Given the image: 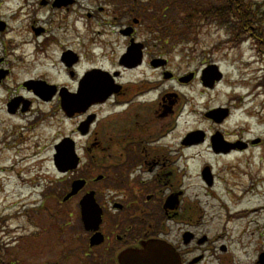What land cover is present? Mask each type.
I'll list each match as a JSON object with an SVG mask.
<instances>
[{
    "label": "rangeland",
    "instance_id": "1",
    "mask_svg": "<svg viewBox=\"0 0 264 264\" xmlns=\"http://www.w3.org/2000/svg\"><path fill=\"white\" fill-rule=\"evenodd\" d=\"M155 1L158 11L159 0H77L76 5L69 2L62 4L68 8L66 11L47 12L37 6L39 0H0V18L5 20L8 17L11 28L5 40L23 46L14 53L21 57L19 65L27 69L19 80L33 72H51L58 61L56 48H52L53 51L47 56L41 52L37 57L29 55L37 51L38 45L35 41L33 49L32 45L27 47L23 44L33 41V36L26 28L31 24V17L45 19V26L52 31L53 37L45 42L58 39L61 44L68 43L82 50L83 55L87 47L90 49L88 42L96 30L103 36L109 34L102 41V46L108 57L116 59L124 52L126 43L118 38L117 29L112 26L119 28L122 24L132 25L137 22V39L146 41L153 20L159 21L161 18L159 11H153L156 8L147 10L155 6ZM195 1L200 4L199 0ZM24 3L29 5L28 18L24 17ZM202 3L205 8L218 6V1L203 0ZM248 3L252 4V7H248L252 8L250 11L254 16V26L257 31H264V0H248L245 5ZM17 6L22 7L19 13L21 17L10 20L8 14L18 11ZM102 7L106 10L103 12L107 18L105 22L87 18L88 10ZM228 20L219 17L206 23L198 19L197 24L187 30H182L181 24L176 27L167 25L164 29L158 26L160 47L155 52L169 59L163 73L191 80L194 72H197L194 82L184 87L174 81H164L160 87L180 93L183 98L178 107L184 100L186 102L173 136L175 138L172 142L175 145L186 132L195 128H204L206 132L217 129L216 124L205 120L204 114L219 106L231 108L229 117L221 126L223 130L233 135L236 131V136L243 139L260 140L258 145L222 156L209 153L206 145L187 151L182 149L178 169L180 180L188 186V195L196 198L197 203L191 215L195 221L193 227L211 238L220 236L216 237L215 244H225L229 252L237 253L243 264H250L257 252L264 251V37L260 35L258 40L254 36L256 32L249 27H242L240 19L232 20L231 27L226 23ZM35 24L39 25L37 22ZM153 30H156V26ZM153 44L151 42L148 45ZM96 50H93L94 53L98 52ZM152 54L150 51L147 55ZM88 62L86 58L79 73L88 67ZM101 63L107 65L105 61ZM211 64L218 67L221 79L215 87L209 89L198 80L203 69ZM157 74L161 72L158 70L154 79ZM10 80V84L14 85V77ZM4 97L5 91L0 90V217L2 222L9 218L0 230V261L3 264H87L79 263V257L73 255V252L56 253L65 236L64 233L59 235L55 227L64 222L58 212H62L64 207L61 202L65 193L63 188L69 180L67 176L55 171L52 163L53 148L58 134L73 128L76 119L65 120L60 112L50 113L46 105L43 108L35 107L34 116L44 117L43 112L49 111V125H41L29 133L20 129L23 122L8 118L6 109L2 110ZM115 161L113 159L109 162L112 171ZM84 165L83 161L79 169ZM205 165L210 166L215 176L210 187L199 174ZM183 170L186 173L181 176ZM78 171L80 173L81 170ZM46 193L49 196L47 198L44 196ZM71 216L74 219V215ZM163 221L162 224L168 229L169 222ZM72 224H75L74 221ZM72 229L75 228L67 227L68 231ZM206 245L197 248H205ZM103 262L110 264V257Z\"/></svg>",
    "mask_w": 264,
    "mask_h": 264
},
{
    "label": "flooded vegetation",
    "instance_id": "2",
    "mask_svg": "<svg viewBox=\"0 0 264 264\" xmlns=\"http://www.w3.org/2000/svg\"><path fill=\"white\" fill-rule=\"evenodd\" d=\"M65 2L73 5L78 3L77 0H39L37 6L47 12L49 10L61 12L68 9L62 5ZM24 6L26 11L24 17L28 18L29 5L24 3ZM17 7L18 11H11L8 14L10 20H18V17H21L19 13L22 7ZM105 11L103 7L88 10L86 16L89 20L105 22L107 20L103 13ZM30 20L31 24L26 28L33 36V41L29 40L23 44L27 47L32 45L33 49H35V41L38 45H36L37 51L30 52L29 55L34 54L37 57L41 52L47 56L53 51L52 48H56L58 61L53 65L51 72L49 70L33 72L32 75L19 80L23 71L27 69L19 65L21 57L14 53L23 46L5 40L11 31L9 19L0 18V71H5L0 78V90L5 91L2 110L6 109L8 118L13 117L14 121L23 122L20 129L29 133L41 125H49L47 124L50 118L49 111L60 112L65 120L76 119L73 128L56 137L57 143L66 138L73 141L79 158L77 166L62 175L67 176L69 180L67 185H64V195L69 192L73 180L83 182L74 196L61 201L64 205L63 213H58L64 222L56 225L55 229L57 228L59 235L64 233L65 236L56 253L76 252L79 263L106 264L103 261L110 257V264H117L119 250L125 247L140 250L142 243L150 239V241L163 240L170 244L177 253L180 264H243L237 253L229 252L225 244H215L216 237L220 236L211 238L199 233L193 227L195 221L191 215L197 203L196 198L194 195L192 197L188 195V186L178 175L182 149L187 151L196 146L206 145L209 153L222 156L237 152L232 149L234 147L228 145L242 140L223 130L222 124L216 123L218 128L209 132L204 128L192 130H201L204 134L203 140L197 144L185 142L183 137L176 145L172 142L186 102L184 100L178 107L180 99L183 98L180 93L160 87L163 86L164 81H174L184 87L191 81L194 82L197 72H194V77L190 81L183 82H179V76L163 73L162 71L166 70L169 64V59L156 54L155 51L160 47L159 39L149 41L151 35L146 41L137 39L136 30L139 25L137 22H133L132 25L122 24L119 28L113 23L117 26L112 27L117 29L118 38L123 39L126 46L120 57L112 59L106 55L102 46V41L109 34L103 36L96 30L91 41L88 42L91 50L87 47L86 54L83 55L82 50L68 43L61 44L58 39L45 42L52 36L50 28L47 29L45 26V19L34 16ZM36 22L39 25H36ZM129 26H132V30L127 35ZM81 38L83 42V36ZM131 40L141 43V59L136 65L124 66L121 64V57L127 53ZM151 42L154 43L152 45L154 48L148 45ZM94 49L98 52L94 53ZM150 51L154 54L148 56ZM89 54L92 56L89 57ZM86 58L89 60V65L79 73L80 66L82 67ZM99 60L105 61L107 65H102ZM158 70L161 74H157V78L154 79ZM92 71L95 73V78L92 79L93 74H91L89 81L84 82L85 76ZM13 77L14 85L10 84V79ZM108 90H111V93L102 101L93 100L92 97L81 106L68 105L79 95H101L105 92L108 94L110 92ZM173 93L174 95H171ZM45 105L49 107V111L43 112L44 117L34 116L35 107L43 108ZM226 107L230 112L231 108ZM204 117L207 122H212L205 115ZM217 132H220L227 141L221 150L213 148L211 143V136ZM234 133L236 134V131ZM250 146L252 143L248 141L246 147L241 150ZM113 159L116 161L112 171L109 162ZM83 161L85 165L79 169ZM78 170H81L80 173ZM185 173L186 170H183L180 175L183 176ZM200 177L202 179L201 174ZM90 192L93 193L95 203L101 210L100 223L95 231L85 230L79 203V200ZM44 196L49 197L47 193ZM55 217L57 218V215ZM163 220L169 222L168 229L162 224ZM72 226L75 229L68 231L67 227ZM97 232L103 241L97 246H91L89 242L91 236ZM206 243L205 248H197ZM101 258L103 261L100 262ZM250 264H264V260H259V252Z\"/></svg>",
    "mask_w": 264,
    "mask_h": 264
},
{
    "label": "water",
    "instance_id": "3",
    "mask_svg": "<svg viewBox=\"0 0 264 264\" xmlns=\"http://www.w3.org/2000/svg\"><path fill=\"white\" fill-rule=\"evenodd\" d=\"M129 30L130 28L127 29V34L129 33ZM140 47V44L132 43L127 48V53L124 55V58L127 60L123 61V64L127 66V61L133 60L132 63H134L136 59V63H138V59L141 56ZM220 78L221 74L218 71L217 66L214 64H211L202 71L201 80L203 82V85L205 86L212 87L214 81H218V79ZM184 79L188 80V78ZM108 91H110L108 94H105L106 92L101 95L91 94L88 99L97 97L96 99L102 101L106 97V95H109L111 93V90ZM73 106L78 107L81 106V104L74 103ZM208 115L214 118L215 121L219 122L227 115V110H214ZM200 134L201 133L199 131H196L188 134V137H198L200 136ZM212 142L213 145L222 144L221 137L219 135H215L212 139ZM54 150L56 151V153L54 154L53 161L55 167L57 168V171L65 172L68 169H72L73 167H75L77 159L73 152L71 142L68 144L67 141H62L55 146ZM202 174L205 178L206 175H209L208 170L205 169ZM82 185V181L73 182L71 185V190H69L70 192L64 197V201L69 197L75 195ZM79 201L82 209V220L86 227V230H96L100 221V210H98L96 204L94 203L93 194L89 193ZM99 240H101L100 234L97 232L91 236L89 242L91 245H95L100 242ZM117 261L118 264H180L177 253L174 252L173 248H171L169 244L163 241H150V239L142 243V248L140 250L136 248H126L121 251L117 256Z\"/></svg>",
    "mask_w": 264,
    "mask_h": 264
},
{
    "label": "trees",
    "instance_id": "4",
    "mask_svg": "<svg viewBox=\"0 0 264 264\" xmlns=\"http://www.w3.org/2000/svg\"><path fill=\"white\" fill-rule=\"evenodd\" d=\"M150 1L153 2L154 0ZM199 1L200 4L195 0H159L160 4L158 11L160 12L159 14L161 18L159 21L153 20L152 24L156 26L157 31L158 26H161V28L164 29L167 25L176 27V25L180 24L182 26V30H187L190 27H194L197 24L198 19H201V21H206L207 23L213 18L226 17V19H229L226 22L229 27H231L233 24L231 22L232 20L240 19L242 27H249L250 30L256 32L254 36L258 40L260 35L264 37V31H257L256 26H254V16L250 11L252 8H249L252 7V4L248 3L247 6L245 5L248 0H212L213 2L218 1V6H215V8H213L212 5L209 6L210 8H205L202 3L203 0ZM154 4L155 6L149 7L147 10L150 11V9L156 8V10L153 11L158 12L156 1ZM174 36L175 35H172L171 37ZM1 227L2 219L0 220V228ZM0 264H2L1 261Z\"/></svg>",
    "mask_w": 264,
    "mask_h": 264
}]
</instances>
